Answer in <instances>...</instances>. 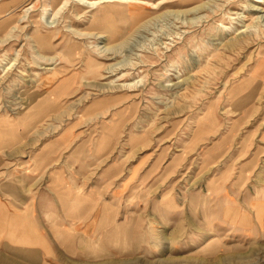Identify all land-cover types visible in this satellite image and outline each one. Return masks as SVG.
<instances>
[{
	"label": "rangeland",
	"instance_id": "rangeland-1",
	"mask_svg": "<svg viewBox=\"0 0 264 264\" xmlns=\"http://www.w3.org/2000/svg\"><path fill=\"white\" fill-rule=\"evenodd\" d=\"M64 2L0 0V120L19 124L24 136L10 154L110 155L107 163L118 160L138 178L161 182V190L131 204L151 223L149 246L116 258L90 253L98 258L73 264H264V241L243 234L238 212L227 211L232 204L251 210L264 196V4L138 0L131 23L119 5ZM107 16L117 36H109ZM35 36L55 39L40 50ZM116 64L117 71L108 69ZM65 79L70 90L54 100ZM50 94L54 101L45 105ZM241 146L240 159L260 154L259 162L206 161ZM228 167L220 190L210 193L209 181Z\"/></svg>",
	"mask_w": 264,
	"mask_h": 264
},
{
	"label": "crops",
	"instance_id": "crops-1",
	"mask_svg": "<svg viewBox=\"0 0 264 264\" xmlns=\"http://www.w3.org/2000/svg\"><path fill=\"white\" fill-rule=\"evenodd\" d=\"M0 122V138L5 140L0 146V264H66L67 257L73 264L76 257L97 259L93 255L99 251L102 258L104 253L116 258L133 255L139 247L144 249L143 242L149 246L144 236L153 235V228L147 229L151 223L138 218V208L131 204L155 188L161 190V182L138 178L135 169H123L118 160L107 163L110 155H59L56 149L54 153L42 150L27 159L20 155L22 151L10 154L21 147L24 136L19 124L3 119ZM60 146L64 145L54 142L52 147ZM83 146L86 144L78 148ZM213 153L207 155V163L260 160V154L240 159L244 146L238 154ZM16 162L24 166L15 170ZM229 170L209 181L210 193L220 190ZM245 174L242 170L238 181ZM140 187L143 189L135 195ZM128 201L130 204L124 205ZM174 203L169 201L168 205L172 208ZM232 205L227 211L238 212L243 234L264 241V196L251 201V210Z\"/></svg>",
	"mask_w": 264,
	"mask_h": 264
},
{
	"label": "bare ground",
	"instance_id": "bare-ground-1",
	"mask_svg": "<svg viewBox=\"0 0 264 264\" xmlns=\"http://www.w3.org/2000/svg\"><path fill=\"white\" fill-rule=\"evenodd\" d=\"M63 1H65L64 2V4H63V6H62V8L63 7H65L66 5H67V2L69 1V0H60V4L57 6L58 8H59V6L63 3ZM72 1V0H71ZM138 1V0H137ZM136 0L133 2V1H131V0H74V3H75V5L76 6H78V8H95V7H102V5H105V4H107V5H105V7H104V10H106V8L107 7H109V8H116L117 6L116 5H119L120 7H122V10H121V12H122V14L125 16V17H128V18H130V22L131 23H136V21H138V20H136L135 19V16L132 18V20H131V14H130V12H129V10H130V8H132V6L134 5V3H136L137 2ZM248 1H252V2H254V3H256V4H264V0H248ZM72 4V3H71ZM139 4H141V3H139ZM154 6V5H153ZM156 7H158V5H155ZM48 7H50V8H52L53 7V5L51 4V5H48ZM56 7V9H58ZM133 7H135V6H133ZM255 7V6H254ZM33 8V7H32ZM61 8V9H62ZM140 8H142V7H140ZM60 9V10H61ZM30 9H27L26 10V12H28ZM60 10H56L57 12L55 13V15H52V17L54 16V17H56V14H58V12L60 11ZM45 11V10H44ZM46 12H47V10H46ZM45 12V13H46ZM137 17H139V16H137ZM94 20H96V18H94L93 17V21ZM103 20L104 21H112V25H110L111 27L110 28H112V30H113V33L114 34H112V32H108L109 33V36H117L118 34H119V32H118V30L116 29V27H115V25H114V20H113V18H111V16H107V17H105V18H103ZM21 21V20H20ZM92 21V22H93ZM49 23V22H48ZM257 24V23H256ZM69 27V26H68ZM245 27V26H244ZM246 27H247V25H246ZM14 28V27H13ZM248 28H250V26H248ZM247 28V29H248ZM263 28V27H262ZM242 30V29H241ZM239 31V29H235V32H238ZM243 32H245V31H241L240 33H243ZM247 32V31H246ZM250 32V31H249ZM249 32H247V33H249ZM74 33H76V32H74ZM246 33V34H247ZM259 33H261L260 31H259ZM263 33V32H262ZM79 34H80V32H79ZM81 34H83V33H81ZM260 35L261 34H258V32H256V36L259 38L260 37ZM109 36H107L106 38H108L109 39ZM262 36V35H261ZM31 38V37H30ZM104 38V37H103ZM34 39V42L36 43V46L40 49V50H44V48H46V47H44L43 48V46H51L52 45V41L55 39V36L54 37H48V36H35V38H33ZM251 39V38H250ZM249 39V40H250ZM254 39V38H253ZM248 40V41H249ZM252 40V39H251ZM33 42V41H32ZM250 43V42H249ZM233 45H236V44H233ZM245 45H247V43L245 44ZM244 45V46H245ZM242 47V46H241ZM36 50V49H35ZM39 52V51H38ZM36 54H38L37 53V51L35 52ZM39 57H40V55H38ZM42 57V56H41ZM44 57V56H43ZM51 61V60H50ZM48 62H49V59H48ZM47 62V63H48ZM137 65V64H136ZM136 65H134V67H136ZM3 66V65H2ZM117 66H118V64H116V65H113V66H109V70L110 69H114V68H117ZM5 67V66H4ZM258 69V68H257ZM5 70V69H4ZM90 70H94V66L92 67V68H90ZM119 70V69H118ZM115 71H117V69H114V72ZM110 72V71H109ZM117 73V72H116ZM54 74V73H53ZM57 74V73H56ZM61 74V73H60ZM59 74V75H60ZM63 74V73H62ZM253 74V73H252ZM251 74V75H252ZM127 76V74H123V75H120V77H118V81L120 82V81H122V79L123 78H125ZM255 78H256V76H254ZM258 77H259V75H258ZM251 78V77H250ZM253 78V77H252ZM46 79V78H45ZM56 79V78H55ZM42 80V79H41ZM49 80V82H51L50 81V79H48ZM252 80V79H251ZM47 81V80H46ZM118 81H116V80H114V81H112V84H115L116 82H118ZM256 81V80H255ZM71 85H72V82H71V80L70 79H65V80H63L61 83H60V85H59V87L54 91V92H58L57 94H55L54 96H55V98H54V100H56L58 97H60V96H62V95H65L69 90H70V88H71ZM134 84L133 83H124V84H122V85H120V87L121 88H124V89H133L134 88ZM52 94V93H51ZM51 94L49 95V97L45 100V102H44V104L46 105V104H48L49 102H51V103H53V99H52V96H51ZM43 100V99H42ZM47 107V106H46ZM37 114V113H36ZM28 119V118H27ZM2 123V122H1ZM0 123V128H2V124Z\"/></svg>",
	"mask_w": 264,
	"mask_h": 264
}]
</instances>
